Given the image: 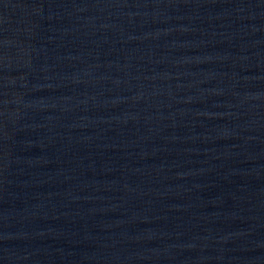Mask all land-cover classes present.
I'll use <instances>...</instances> for the list:
<instances>
[{
	"label": "water",
	"instance_id": "water-1",
	"mask_svg": "<svg viewBox=\"0 0 264 264\" xmlns=\"http://www.w3.org/2000/svg\"><path fill=\"white\" fill-rule=\"evenodd\" d=\"M0 264H264V0H0Z\"/></svg>",
	"mask_w": 264,
	"mask_h": 264
}]
</instances>
